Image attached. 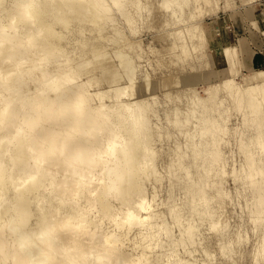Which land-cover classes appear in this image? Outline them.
Returning <instances> with one entry per match:
<instances>
[{
  "label": "bare ground",
  "instance_id": "obj_1",
  "mask_svg": "<svg viewBox=\"0 0 264 264\" xmlns=\"http://www.w3.org/2000/svg\"><path fill=\"white\" fill-rule=\"evenodd\" d=\"M174 3L162 0L154 8ZM113 8L130 22L143 6L141 0H0V264L160 262L159 254L149 258L159 225L153 223L155 196L145 188L158 176L156 152L147 98L133 97V64L112 52L129 82L102 91L93 72L113 71L108 53L99 44L92 59L66 52L69 26L96 33L112 19ZM176 34L185 56L193 33ZM109 76L111 83L121 82L117 68ZM256 77L251 89L263 104L264 70ZM201 101L214 110L213 92Z\"/></svg>",
  "mask_w": 264,
  "mask_h": 264
},
{
  "label": "rangeland",
  "instance_id": "obj_2",
  "mask_svg": "<svg viewBox=\"0 0 264 264\" xmlns=\"http://www.w3.org/2000/svg\"><path fill=\"white\" fill-rule=\"evenodd\" d=\"M141 1L130 22L113 8L100 31L71 25L65 41L66 52L85 59L99 44L122 79L114 52L126 54L138 84L133 97L147 98L158 176L145 188L155 196L153 223L159 225L149 258L159 254L157 264H264V103L251 89L264 70V0H174L167 10L154 8L162 0ZM177 29L193 33L185 56L177 49ZM96 71L99 90L128 85L127 75L111 83L113 71ZM210 92L212 112L201 101Z\"/></svg>",
  "mask_w": 264,
  "mask_h": 264
},
{
  "label": "crops",
  "instance_id": "obj_3",
  "mask_svg": "<svg viewBox=\"0 0 264 264\" xmlns=\"http://www.w3.org/2000/svg\"><path fill=\"white\" fill-rule=\"evenodd\" d=\"M254 42L256 43V45H261V43H260L257 39H255ZM258 42H259V43H258ZM241 67H244L242 63H241ZM244 68H245V67H244ZM252 70H253V69H252ZM252 70H250V71H252ZM260 71H261V70H260ZM262 71H263V70H262ZM255 72H256V71H255ZM258 72H259V71H258ZM258 72H257V73H258ZM255 75H257V74H255ZM255 75H254V77H255Z\"/></svg>",
  "mask_w": 264,
  "mask_h": 264
}]
</instances>
